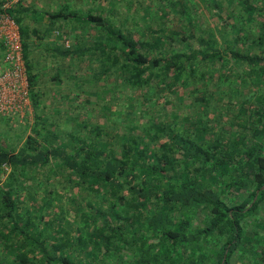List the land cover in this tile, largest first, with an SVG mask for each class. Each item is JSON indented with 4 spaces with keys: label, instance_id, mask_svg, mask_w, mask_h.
<instances>
[{
    "label": "trees",
    "instance_id": "trees-1",
    "mask_svg": "<svg viewBox=\"0 0 264 264\" xmlns=\"http://www.w3.org/2000/svg\"><path fill=\"white\" fill-rule=\"evenodd\" d=\"M183 1L161 0L188 22L181 39L164 27L139 41L99 7L80 20L98 42L60 53L90 54L105 67L95 79L112 68L130 93L126 108L112 111L115 90L106 91L103 115L118 118L117 131L94 127V137L85 119L83 134L60 132L43 114L31 37L20 26L35 122L19 149L0 145V172L10 169L0 187V264H264V0H200L231 26L229 48L216 38L219 24L198 31L204 21ZM198 77L238 82L237 99L225 102L238 109L231 121H222L219 96L195 86ZM26 178L43 190L31 204L20 192Z\"/></svg>",
    "mask_w": 264,
    "mask_h": 264
},
{
    "label": "rangeland",
    "instance_id": "rangeland-1",
    "mask_svg": "<svg viewBox=\"0 0 264 264\" xmlns=\"http://www.w3.org/2000/svg\"><path fill=\"white\" fill-rule=\"evenodd\" d=\"M40 1L43 4V7L42 9H38L34 14V18H36L38 23L35 19H27L29 21L28 24L31 26H38L39 23L42 25L41 22H43L44 16H49L50 14L58 13L60 11L76 14L74 18H71L68 21L56 20L54 22L55 26L48 28V30L44 25L47 30V36H52L53 39L52 45H50L51 50L46 52L45 60H38L40 67L35 69V71L43 70L39 73V90L44 93L43 107H46L43 114L48 115L50 123L57 126L60 132H80V134H83L81 131L82 126H80L82 119H85L90 126V136L94 137V134L92 133L94 127H100V130L103 131L113 130L116 132V121L114 123L113 118H118L111 114L105 116L103 115V112L104 106L109 104L111 98L112 111L124 110L126 108L125 99L127 98L128 91L124 90V88L119 85V77L113 76L114 71L111 68V72L108 74V77L104 78V80L95 79L94 75L99 74L101 71L103 73V69L105 68L101 69L102 61H98L97 58L91 57L90 54L79 57V59L74 57L75 59L72 61L71 57H65L60 53V51H64L67 47L73 48V46L80 41H82L84 45H88L90 48H93L98 42L96 38L99 36L94 29L88 28V32L84 37L83 32L87 26L82 24L80 20H83L86 17L85 13L89 10L96 12L98 7L101 9L104 8V10L109 13L107 15L109 22L113 26L117 24L118 27H114L115 29H121L122 26L125 34L129 33L128 31H132L137 40L146 43H151V36L158 35V31L164 27L170 31L172 35H174L175 32L178 33L177 35H181L176 37L181 39L184 34L182 27H187L188 22L185 21V19L180 21L181 19L179 15L173 11L174 9H172L170 4L168 3L167 5H164L165 2L162 3L161 0ZM210 2L214 4L215 0ZM182 5H186L188 11L197 13L199 15L198 18L204 21L201 22L203 25L201 26L202 30H198L199 32L204 30L207 32V29H212L213 25L216 26L219 24L220 29L218 28V30H221L222 32L220 34L217 30L216 38L221 43L220 45L227 46L228 48L232 45L228 44L232 40L231 26H225V29L223 28L221 22L217 20V16L213 15V12L215 11L211 9L212 7L210 3L206 4L200 0H189L187 2L183 1ZM223 5H228L226 0L223 1ZM232 7H238L237 11H239V15L243 16L244 9H242L237 2H235ZM44 27L40 28V31H44ZM92 27L93 26L91 25L90 28ZM65 30H67L68 35L71 33L73 36L69 35L70 37L64 42L62 38H64ZM27 32L30 36L32 35L30 29H27ZM75 35L76 38H74ZM86 36L89 37L86 38ZM103 42L105 44L108 43L106 39L103 40ZM176 45H180L178 44V41H175L174 46ZM242 46L244 47L243 44H240V47ZM110 47L112 46L107 45V49H110ZM182 50L186 51V48L183 47ZM37 52L34 54L35 57L41 59L42 54ZM57 78L62 79L63 82L59 83V81L56 80ZM204 81L198 77V79L193 82L196 87L202 88V91H212L223 100V102L219 104V111L227 114L222 121L228 123L231 121L232 117L237 114L238 109L233 106L234 104L232 105L233 107L231 105L228 107L225 105V102H228L229 99H237L234 96V90H236L235 87L238 82L233 78L231 79V77L229 78V81H218L216 78L213 80L211 79L206 84ZM108 89L115 90L109 99L107 98L108 96L106 92ZM87 91L92 93L98 91L101 95L99 97L96 95H87L85 94ZM138 93L139 92H137V94ZM129 95L130 93H128V96ZM88 100L91 102L88 103ZM197 109L199 110L200 108ZM197 109L191 112L193 116L197 113ZM185 113H190V111L186 110ZM71 117H73L74 120ZM28 120L29 121H24L22 123H8L7 120L0 116V145H3L8 149H19L24 144L27 136L31 133L30 126L32 127L34 125V115L31 114L30 119ZM61 135L63 136V133H61ZM105 138L109 139L110 137ZM7 170L6 173L0 172V187L8 178L10 169ZM17 177L16 181L21 182V178ZM36 182H32L30 178H26L23 187H21L20 184H16L17 187H21L20 192L22 193V198L23 200H26L28 204L32 203L31 195L35 191H43L39 189ZM55 186L58 189L63 188L58 182H56Z\"/></svg>",
    "mask_w": 264,
    "mask_h": 264
},
{
    "label": "built area",
    "instance_id": "built-area-1",
    "mask_svg": "<svg viewBox=\"0 0 264 264\" xmlns=\"http://www.w3.org/2000/svg\"><path fill=\"white\" fill-rule=\"evenodd\" d=\"M23 0H0V116L11 123L29 121L34 115L30 97L29 71L21 28L12 10Z\"/></svg>",
    "mask_w": 264,
    "mask_h": 264
},
{
    "label": "crops",
    "instance_id": "crops-1",
    "mask_svg": "<svg viewBox=\"0 0 264 264\" xmlns=\"http://www.w3.org/2000/svg\"><path fill=\"white\" fill-rule=\"evenodd\" d=\"M42 7H43V4L41 3L40 0H23L19 5L15 6L12 10L13 16L21 20L20 26L24 29L25 28L30 29L31 31L32 35L30 36L31 39L29 42L32 45V48H31V53H30L31 55H29L30 56L29 61L34 66V73L36 74H39L40 71H43V70L35 71V69H38V67H40L38 60H45L46 52H49L51 50L50 45H52L53 37L47 36V30L48 28H52L55 26L54 22L49 17L50 15L44 16L43 18L44 20L43 22H41L42 25H40V23L38 26H31L30 24H28L29 23V21L27 20L28 18L35 19V21L37 22L36 18H34V14L38 9H42ZM56 20L58 19H55L54 21ZM44 25L46 26L47 30L45 29ZM43 27H44V31H40V28H43ZM69 35L73 36V34L71 33ZM69 35L67 34V30H65L64 38H62V40L65 42L68 39V37H70ZM74 38H76V35L74 36ZM37 51H39L42 54L41 59H38L37 57H35L34 54Z\"/></svg>",
    "mask_w": 264,
    "mask_h": 264
}]
</instances>
